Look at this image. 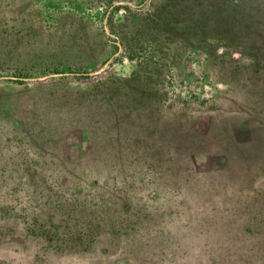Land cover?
<instances>
[{
  "label": "rangeland",
  "instance_id": "1",
  "mask_svg": "<svg viewBox=\"0 0 264 264\" xmlns=\"http://www.w3.org/2000/svg\"><path fill=\"white\" fill-rule=\"evenodd\" d=\"M0 264H264V0H0Z\"/></svg>",
  "mask_w": 264,
  "mask_h": 264
}]
</instances>
